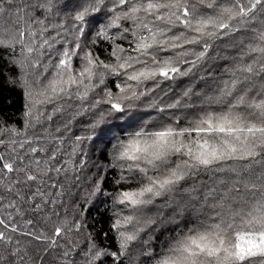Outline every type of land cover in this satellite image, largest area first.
I'll use <instances>...</instances> for the list:
<instances>
[{
	"label": "snow or ice",
	"instance_id": "snow-or-ice-1",
	"mask_svg": "<svg viewBox=\"0 0 264 264\" xmlns=\"http://www.w3.org/2000/svg\"><path fill=\"white\" fill-rule=\"evenodd\" d=\"M69 8L73 47H64L67 29L61 33L63 24L48 21L53 12ZM103 17L109 19L96 38L111 41L114 63L79 43L85 26ZM112 28L122 42L110 34ZM242 31L250 38L235 45L230 60L215 57L224 59L226 66L221 77L213 76L206 66L214 59L217 42H230ZM0 36L5 37L0 38V52L14 56L16 45H21V52L28 54L6 65L24 69L26 62L41 63L47 57L49 64H41L43 73H49L47 83L35 92L29 81L22 84L33 106L53 104V114L64 111L56 105L60 100L87 101L93 109L106 103L109 115L123 114L153 91L146 87L148 82L159 87L164 80L206 71L216 81V94L205 97L204 103L220 111L203 112L186 128L180 127V117H169L171 122L158 130L141 127L113 145L115 160L127 162V170L146 181L137 192L121 193L119 203L139 211L156 207V198H164L156 215L135 218L144 225L139 231L164 225V207L169 215L182 216L192 207L203 216L187 232L181 229L183 235L169 243L154 264H264V0H64L62 5L57 0H0ZM57 43L62 51L54 47ZM31 54H36L35 61ZM74 58L81 67L73 68ZM106 77H115L116 92L107 88ZM100 86L106 99L89 101V93ZM193 94L185 91L183 96ZM180 107V100L167 105ZM99 115L103 119L104 113ZM25 116L24 132L0 124V264H80L81 257L85 264H97L100 256H125L138 232H121L119 252L106 253L94 244L84 248L72 241L70 234L82 227L79 220H53L60 218L59 198L69 184L75 187L69 173L84 163L73 157L92 137L77 135L65 150L64 141L44 128L31 108ZM55 131L63 135L59 128ZM181 193L187 194V205L182 206L183 196L177 200ZM133 220L125 217V222ZM183 222L192 223L190 215L183 216ZM119 224L113 227L118 230ZM129 264H134L132 257Z\"/></svg>",
	"mask_w": 264,
	"mask_h": 264
},
{
	"label": "trees",
	"instance_id": "trees-1",
	"mask_svg": "<svg viewBox=\"0 0 264 264\" xmlns=\"http://www.w3.org/2000/svg\"><path fill=\"white\" fill-rule=\"evenodd\" d=\"M57 2L62 5L64 0H57ZM70 14L71 8L60 10L58 14L53 12L48 21L50 24H63L64 27L60 29L61 33H65V29H67L65 36L62 37L67 41L64 43V47H73L71 41L74 30L70 21ZM209 14L211 13L209 12ZM108 19L109 17H103L100 23L87 24L85 26L86 35L79 38V43L85 51H91L106 63H114L115 61L110 57L111 41L102 37L96 38V33L108 22ZM124 26H127V23ZM109 32L117 36V43L122 42L115 28L110 29ZM51 36L55 37L56 33L52 32ZM0 38L5 37L0 36ZM249 38L250 34L242 31L235 34L230 42H217L215 50L211 53L214 59L209 61L206 66L212 68L213 76L221 77L226 66L224 59H215V57L219 55L230 60L232 56L236 55L235 45H238L241 40L247 42ZM123 43L127 47V42ZM54 47L58 51L63 50L59 43ZM80 54L82 56L83 52ZM25 55L28 54L21 52V45H16L14 56L11 52H0V57H2L0 58V124H7L24 132L28 122L25 112L31 108L34 115L41 117L43 127L48 128L64 141L63 148L65 150H70L69 145L73 143L77 135H90L92 137L80 145L81 151L73 157L74 160H82L84 163L82 167L78 168V171L69 173V178L75 187L71 184L67 186L64 195L58 200V204L62 206L56 207V211L60 213V218L53 217V220L57 224L64 218L69 221L79 220L82 227L78 233L74 230L70 234L72 241L84 248L94 244L106 253L119 252L122 243L121 232L126 235L138 232V239L129 242L125 256L120 257L119 260L115 257L100 256L97 264H100V261L103 264H129V257L133 258L134 264H154V259L168 247L169 243L182 236L183 232H187V229L203 219V216L198 215L192 207H188L182 216H176L174 213L169 215L168 208L164 207L162 213L167 217L164 225L156 228L155 231L150 228L139 231L144 225L136 223L135 218L142 219L156 215V208L164 203V198H156V207L149 205L139 211H134L131 205L119 203L121 193L137 192L146 181L139 173L129 172L127 162L115 160L113 145L117 143V139H126L129 133L135 132L141 127H145L148 131L158 130L162 125L171 122L169 117L172 119L177 116L180 117V127L186 128L203 112L220 111L218 106H208L204 103L205 97L216 94V81L209 78L206 71L200 70L198 74H189L174 80H164L159 84V87L148 82L146 87L153 89V91L134 101L132 107L125 110L123 114L113 113L109 115L106 103H101L93 109L90 108L87 101L81 104L76 100L57 101L56 105L63 106L64 111L53 114V104L43 103L33 106L31 100L26 96L28 89L24 88L22 84L24 80L29 81L32 83V91L35 92L47 83L45 77L49 76V73H43L41 67V64H49L47 57H42L41 63L28 64L26 62L24 69H21L19 64L6 65L7 60L24 59ZM30 59L35 61L36 54H31ZM52 60L54 62V55ZM72 66L79 68L81 63L74 58ZM222 78L227 79L226 76ZM114 81L115 77H106L105 83L107 88L116 92ZM103 87H97L90 92L88 100L106 99L101 92ZM185 91L194 94L185 98L183 96ZM177 100L181 101L180 108H167L168 104H173ZM160 108H165L166 111L160 112ZM100 113H104L103 119L100 118ZM49 115L52 116L51 121L46 119ZM96 121H98L97 126L90 130V125ZM36 128L39 129L40 125H36ZM57 128L63 133L62 136L55 131ZM152 174L149 172V175ZM181 196H183L182 206L187 205V194L178 195V201L181 200ZM50 207L54 206L50 205ZM199 207V204L195 205V208L198 209ZM188 215H190L192 223L185 224L183 216ZM128 216L134 217V220L125 222V217ZM118 220L120 224L117 230L113 225ZM169 220L171 223L168 222ZM42 226L43 222L37 225V227ZM44 230L48 231V228L45 227ZM60 243H64L63 239H60ZM150 256L151 258H149ZM80 264H85L82 257Z\"/></svg>",
	"mask_w": 264,
	"mask_h": 264
}]
</instances>
